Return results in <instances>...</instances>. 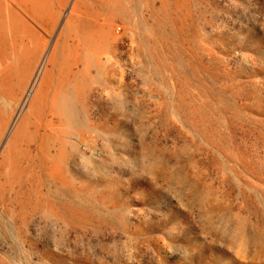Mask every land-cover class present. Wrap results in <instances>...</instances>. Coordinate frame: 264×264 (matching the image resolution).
Here are the masks:
<instances>
[{"label": "rangeland", "instance_id": "374dc122", "mask_svg": "<svg viewBox=\"0 0 264 264\" xmlns=\"http://www.w3.org/2000/svg\"><path fill=\"white\" fill-rule=\"evenodd\" d=\"M0 264H264V0H0Z\"/></svg>", "mask_w": 264, "mask_h": 264}, {"label": "bare ground", "instance_id": "6f19581e", "mask_svg": "<svg viewBox=\"0 0 264 264\" xmlns=\"http://www.w3.org/2000/svg\"><path fill=\"white\" fill-rule=\"evenodd\" d=\"M41 92H42V90H41ZM41 92H40V93H41Z\"/></svg>", "mask_w": 264, "mask_h": 264}]
</instances>
